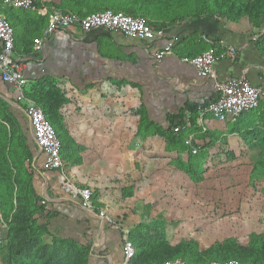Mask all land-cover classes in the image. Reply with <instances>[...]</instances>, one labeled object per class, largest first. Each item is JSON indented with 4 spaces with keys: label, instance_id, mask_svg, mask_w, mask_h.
Instances as JSON below:
<instances>
[{
    "label": "rangeland",
    "instance_id": "rangeland-1",
    "mask_svg": "<svg viewBox=\"0 0 264 264\" xmlns=\"http://www.w3.org/2000/svg\"><path fill=\"white\" fill-rule=\"evenodd\" d=\"M48 85L53 86L52 83L45 84ZM54 86L59 88L56 84ZM59 90L65 102L71 103L75 96L79 98L77 92L68 94L62 88ZM93 92L91 99H95H86L92 102L86 111L108 124L110 129L73 130L66 126L72 123L68 118L73 114L72 106L65 109V120L62 104L58 109L63 115L58 139L62 144L67 176L77 182L83 177V184L93 190L94 201L108 206V210L115 214V221H131L130 230L153 222H160L164 227L165 222L157 214L168 213L167 208H170L181 216L175 222L177 232L194 239L202 237L197 241L203 245L231 239L243 247H260L264 243L263 99L259 109L250 112L249 122L241 130H227L226 138L221 130H205L196 139L200 146L202 143L204 147L207 145L206 148L200 155L191 156L188 146L172 144L169 133L155 131L149 121L140 120L141 109L131 89L98 87ZM7 105L10 102L1 90L0 150L4 149L11 175L17 179L12 181L11 177L12 182L7 183L0 176L4 208L9 210L11 206V211H7L8 220L1 215L0 264H52L47 263V255L53 244L64 238L54 229L53 214L45 208L39 210L44 205L40 192L33 187L37 195L34 198L28 190L33 185L35 170L31 168L32 158L29 161L23 153V138L16 124L11 127L8 120L3 119H10L9 110L5 109ZM97 131H100L98 136ZM234 132H237V142L233 141ZM81 136L89 141L93 137L100 138L102 144L98 149L80 150ZM173 194L180 196L176 202L174 198L162 197ZM17 196L24 198L25 207L36 210L28 220L27 229L41 228L29 252L24 253L18 250L9 252L7 245V223L15 210ZM63 245L60 246L62 264H82L78 254L84 252Z\"/></svg>",
    "mask_w": 264,
    "mask_h": 264
},
{
    "label": "crops",
    "instance_id": "crops-1",
    "mask_svg": "<svg viewBox=\"0 0 264 264\" xmlns=\"http://www.w3.org/2000/svg\"><path fill=\"white\" fill-rule=\"evenodd\" d=\"M37 1L39 5L45 7L59 8L77 14H86L105 6L111 8L122 4L138 6L143 10L146 20L152 26L163 29L165 34L161 40L146 42L102 29L81 33L79 29L72 28L69 31L54 32L45 41L40 52H33L32 40L46 26V17L33 11L0 7V11L10 21L14 30V52L30 57L22 70V77L29 82V91L33 82L44 77L52 80L68 94L78 93L79 98L75 96L71 103H63L62 114L65 120L67 117L65 109L72 106L73 114L68 117L72 123L70 125L67 123L66 126L73 130L110 129L108 124L102 123L86 111V109L89 111L92 103L86 99L90 100L94 95V88L98 87L131 89L137 104L152 127L166 129L168 117L178 115L182 110L180 113L182 124L186 121L188 123L182 132L184 137L188 135L193 137L198 150L200 144L196 138L205 130H221L224 138L227 137V130H241V127L248 124L252 113H243L232 120L218 121L210 114L199 117L196 111L189 112L184 109L186 105L206 103L213 98L215 91L213 81L198 76L193 67L183 62L182 58H192L210 49L224 51L227 46L233 47L236 53L214 63L216 78L224 80L244 76L251 84L262 89L260 101L264 100V57L255 43L264 33V29L252 26L246 19L229 22L209 17L200 12L198 6L194 7L196 5L194 0ZM166 42H172L171 53L160 60L153 59L151 55L153 51ZM2 91L10 105L21 112L19 107L12 103L15 90L5 85ZM25 121V128L28 129L25 130V134L32 141L26 118ZM99 134L100 131H97L96 135ZM233 136V141L237 142V132H234ZM82 137L84 136H81L78 145L80 150L97 148L102 144L100 138L93 137L89 141ZM31 148L34 151L32 166L35 170L33 187L40 192L47 210L53 214L56 233L79 242L86 241L89 246V264H122V232L129 233V225L132 222L125 219L115 221V214L108 210V206L94 201V193L92 204L95 210L105 209L112 223L104 222L96 213L83 210L76 200L70 199L60 189L57 172H47L41 168V154L33 141ZM69 179L76 185L89 187L83 184L85 182L83 177L82 182ZM162 197L167 200L174 198V202L180 198L175 194ZM169 210L170 208H167L168 213L157 214V217L160 216L165 222L166 239L170 241L171 237L178 233L175 222L180 220L181 216ZM201 238L196 236V240Z\"/></svg>",
    "mask_w": 264,
    "mask_h": 264
},
{
    "label": "built area",
    "instance_id": "built-area-1",
    "mask_svg": "<svg viewBox=\"0 0 264 264\" xmlns=\"http://www.w3.org/2000/svg\"><path fill=\"white\" fill-rule=\"evenodd\" d=\"M0 7L33 11L46 17V26L42 32L33 39L32 51L40 52L45 41L56 31H69L77 28L81 33L94 29H102L111 33H117L123 37L133 38L138 41L153 42L164 38L163 29L154 27L141 16L116 12L112 9L91 11L86 14H77L72 11L54 7H45L38 4L37 0H0ZM14 31L10 21L0 11V81L12 87L15 94L12 103L17 105L26 118L34 146L41 154V168L47 172H57L60 189L70 199L76 200L78 205L86 212L96 213L106 223H112V219L103 208L95 210L92 204L93 192L90 187L74 184L66 176L60 156V141L51 124L47 121L45 113L33 99L28 97L29 82L22 77L24 64L30 60L28 55H19L13 48ZM204 38V37H203ZM255 38H253L254 40ZM207 40V39H205ZM208 41V40H207ZM172 42H166L162 47L151 54L153 59L160 60L171 53ZM236 50L227 46L224 51L213 49L203 51L192 58L184 57L183 62L190 64L195 73L213 81L215 95L205 105H197L196 113L201 117L210 114L218 121L234 119L243 113L258 108L262 89L251 84L244 76L230 77L224 80L216 78L213 65L216 61L234 56ZM23 102L24 105H21ZM187 115L189 112L186 113ZM187 121L181 125L172 127L173 133L184 131ZM184 143L189 147L191 154L198 151L192 136H186ZM1 221V212H0ZM123 263L133 257L134 249L128 239V231L122 232ZM148 264H187L181 259L167 260L163 262H151ZM202 264H255L253 262H241L236 260L210 261Z\"/></svg>",
    "mask_w": 264,
    "mask_h": 264
},
{
    "label": "trees",
    "instance_id": "trees-1",
    "mask_svg": "<svg viewBox=\"0 0 264 264\" xmlns=\"http://www.w3.org/2000/svg\"><path fill=\"white\" fill-rule=\"evenodd\" d=\"M194 7L198 6L200 12L204 15H207L212 18L225 19L229 22H238L240 19H246L254 27H263L264 28V0H194ZM110 8L116 12H123L131 15L141 16L146 22V18L143 16L142 9L138 6L122 4L120 6L111 7H102L97 10H104ZM149 23V22H148ZM12 26V25H11ZM14 31V30H13ZM33 41V40H32ZM258 45L262 56L264 57V33L261 34L257 41L255 42ZM13 46H14V37H13ZM14 48V47H13ZM46 83H52L53 86H45ZM5 86L0 81V92ZM57 89V90H56ZM58 91L57 98L55 93ZM28 97L33 99L40 107H42L47 121L53 127L56 136L59 138L60 135V114L58 109L60 106L65 103L62 94L60 93L59 88L54 86L52 80L48 78H39L31 85V90L26 93ZM207 103V102H206ZM200 104V105H205ZM260 103V102H259ZM197 106V105H196ZM196 106L186 105L185 110L189 112L196 111ZM260 107V105H259ZM259 107L257 109H259ZM5 109L9 110L10 119L3 118L4 121L8 120L11 127H14L16 124L21 136L23 138V145L25 150L23 151L26 154L29 161L33 158V151L30 147L32 144L31 139L28 135L25 134L26 121L23 114L19 111H16L12 106L7 105ZM255 109V110H257ZM253 110V111H255ZM250 111V112H253ZM178 115H173L168 117V126L166 129H161L159 127H154L155 130H162L161 132L169 133V141L176 146H184V133H173L172 127L174 125L182 124V117ZM248 113V112H246ZM140 120L148 121L146 115L142 113L140 115ZM143 122V121H142ZM13 130V129H12ZM234 131V130H233ZM239 131V130H237ZM262 140H264V133L262 135ZM29 143V144H28ZM184 144V145H183ZM203 144V143H202ZM201 144L197 154H191V156L200 155L201 151L206 148ZM187 146V145H186ZM62 144L60 143V156L63 163V168L65 164V159L63 157V151L61 149ZM0 176L7 183H11L16 176L11 175L9 163L6 161L4 149L0 150ZM33 166H31L32 168ZM42 171V169H41ZM65 172V170H64ZM66 174V172H65ZM67 176V175H66ZM12 177V181H11ZM29 192L32 194V197L37 198V195L34 191L33 185L28 188ZM3 196L0 194V212L1 215H5V220H8L7 213L11 211V206L9 210H5L3 205ZM15 210L12 211L11 217L9 219L8 227L9 234L7 237V245L9 252L18 250L21 253L29 252L31 243L35 240L37 231L41 228L37 227L36 229L28 230V220L31 218L35 211L31 208L25 207L24 198L17 196L15 198ZM44 202V201H43ZM47 209L45 203L40 206V211ZM37 209V208H36ZM38 210V209H37ZM8 211V212H7ZM64 239L60 240L53 244L51 252L47 255V263L52 264H62L63 263V252L61 251L60 246L65 244L69 246H74L80 251H83V254H78V259L82 264H89V246L88 243L79 242L73 238L63 237ZM128 239L131 242L134 254L133 257L127 262V264H148L151 262H163L167 260L181 259L187 264H202L210 261H227V260H236L241 262H253L255 264H264V243L260 244V247L255 246H246L243 247L241 243L237 242L235 239L226 240L221 243L214 242L208 246H205L198 242L192 237H185L179 233L173 235L172 239L169 241L166 239L165 231L163 224L160 222H153L151 224H141L132 228L128 233ZM64 246V245H63ZM65 247V246H64ZM66 248V247H65ZM66 252L67 248H66ZM69 255V254H68ZM81 257L83 258L81 260ZM42 264H45L44 262Z\"/></svg>",
    "mask_w": 264,
    "mask_h": 264
}]
</instances>
